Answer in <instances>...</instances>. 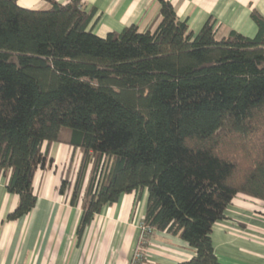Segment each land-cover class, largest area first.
<instances>
[{
    "label": "trees",
    "instance_id": "1",
    "mask_svg": "<svg viewBox=\"0 0 264 264\" xmlns=\"http://www.w3.org/2000/svg\"><path fill=\"white\" fill-rule=\"evenodd\" d=\"M42 1L0 0V173L18 197L3 222L35 209L36 173L60 144L73 150L59 192L81 206L78 243L106 207L147 192L146 248L167 232L195 251L180 264H221L215 224L238 195L264 203V17L252 12L253 38H219L212 19L194 34L158 0L155 28L102 38L83 0Z\"/></svg>",
    "mask_w": 264,
    "mask_h": 264
},
{
    "label": "crops",
    "instance_id": "2",
    "mask_svg": "<svg viewBox=\"0 0 264 264\" xmlns=\"http://www.w3.org/2000/svg\"><path fill=\"white\" fill-rule=\"evenodd\" d=\"M67 4L69 0H55ZM177 16L187 21L197 34L210 19L217 36L236 31L246 37L257 35L251 18L254 10L264 17V0H167ZM25 9L48 10L42 0H18ZM87 10L97 9L94 33H120L135 25L141 32L159 23L158 0H83ZM73 155L70 147L54 144L50 148L51 166L39 169L34 180L37 206L26 218L3 222L18 203L6 191L8 178L0 173V264H129L137 248L147 208L148 193L137 202L135 194L124 195L119 203L106 207L76 240L82 210L72 207L69 195L59 188ZM74 172L80 154L74 157ZM212 231L215 254L221 264H264V203L238 195ZM195 251L179 236L156 232L146 250L145 264H180Z\"/></svg>",
    "mask_w": 264,
    "mask_h": 264
},
{
    "label": "built area",
    "instance_id": "3",
    "mask_svg": "<svg viewBox=\"0 0 264 264\" xmlns=\"http://www.w3.org/2000/svg\"><path fill=\"white\" fill-rule=\"evenodd\" d=\"M70 2V0H69ZM68 2V3H69ZM140 236L137 244V248L133 254V257L129 264H145L146 259V245L148 244V237L152 234V231L142 224L139 226Z\"/></svg>",
    "mask_w": 264,
    "mask_h": 264
},
{
    "label": "rangeland",
    "instance_id": "4",
    "mask_svg": "<svg viewBox=\"0 0 264 264\" xmlns=\"http://www.w3.org/2000/svg\"><path fill=\"white\" fill-rule=\"evenodd\" d=\"M100 36L99 37H102V38H105V37H107V35L108 34H106V33H101V34H99ZM72 173H74V168H73V171H72ZM71 173V175L73 176V174ZM12 212V211H11ZM10 213V212H9ZM8 213V214H9ZM5 220V219H4Z\"/></svg>",
    "mask_w": 264,
    "mask_h": 264
}]
</instances>
